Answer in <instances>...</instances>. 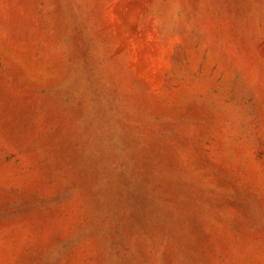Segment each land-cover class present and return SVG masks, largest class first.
Instances as JSON below:
<instances>
[{
  "label": "rangeland",
  "instance_id": "rangeland-1",
  "mask_svg": "<svg viewBox=\"0 0 264 264\" xmlns=\"http://www.w3.org/2000/svg\"><path fill=\"white\" fill-rule=\"evenodd\" d=\"M0 264H264V0H0Z\"/></svg>",
  "mask_w": 264,
  "mask_h": 264
}]
</instances>
